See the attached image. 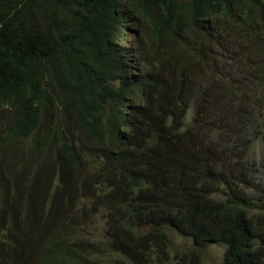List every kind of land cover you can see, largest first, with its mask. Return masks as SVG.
Listing matches in <instances>:
<instances>
[{
    "label": "trees",
    "instance_id": "trees-1",
    "mask_svg": "<svg viewBox=\"0 0 264 264\" xmlns=\"http://www.w3.org/2000/svg\"><path fill=\"white\" fill-rule=\"evenodd\" d=\"M217 245L264 264V0H0V264Z\"/></svg>",
    "mask_w": 264,
    "mask_h": 264
},
{
    "label": "rangeland",
    "instance_id": "rangeland-1",
    "mask_svg": "<svg viewBox=\"0 0 264 264\" xmlns=\"http://www.w3.org/2000/svg\"><path fill=\"white\" fill-rule=\"evenodd\" d=\"M258 153L260 152L258 151ZM258 160L260 161V159ZM186 249H187V244L183 243L182 241L174 239L170 249L168 250V254L171 255L172 257L175 254H177V252L184 251ZM226 251L227 248L221 245L207 247L201 252L203 264H223L225 260Z\"/></svg>",
    "mask_w": 264,
    "mask_h": 264
}]
</instances>
